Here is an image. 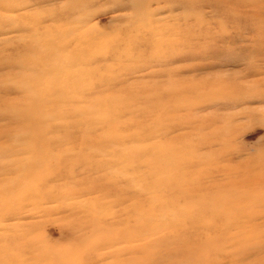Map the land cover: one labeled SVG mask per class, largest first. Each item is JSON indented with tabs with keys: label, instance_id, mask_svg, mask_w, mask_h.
I'll use <instances>...</instances> for the list:
<instances>
[{
	"label": "rangeland",
	"instance_id": "rangeland-1",
	"mask_svg": "<svg viewBox=\"0 0 264 264\" xmlns=\"http://www.w3.org/2000/svg\"><path fill=\"white\" fill-rule=\"evenodd\" d=\"M0 264H264V0H0Z\"/></svg>",
	"mask_w": 264,
	"mask_h": 264
},
{
	"label": "bare ground",
	"instance_id": "bare-ground-1",
	"mask_svg": "<svg viewBox=\"0 0 264 264\" xmlns=\"http://www.w3.org/2000/svg\"><path fill=\"white\" fill-rule=\"evenodd\" d=\"M43 33V32H42ZM41 33V34H42ZM46 33H48V31L46 30V31H44V33L43 34H46ZM40 34V35H41ZM49 34V33H48ZM47 34V35H48ZM59 35H60V37L56 34V36L58 37V38H61V37H66L67 38V40H66V43L63 45V47L61 46V48H59V49H61V50H63V54H59V56H56V64L58 63H60V65H61V62L63 63V61H69V60H73L74 58H76L75 56H73V51H75L76 49L72 46V45H70L71 43H72V41L73 40H76V39H78V38H80V37H78L77 38V35L74 37V39H73V36H72V34L70 33V32H67V36H65L66 35V32L65 33H60L59 32ZM43 36V35H42ZM69 37V38H68ZM27 39H30L31 41H33V42H35L34 41V39H36V37H35V34H32L30 37H27ZM26 39V40H27ZM63 39V38H62ZM41 40V39H40ZM39 42H41V41H39L38 40V38H37V40H36V42H35V48H36V46H37V44H39ZM75 42V41H74ZM32 43V42H31ZM77 43H79V41L77 42ZM52 45V44H51ZM32 46V45H31ZM45 46V45H44ZM43 46V47H44ZM49 47H50V44H49ZM68 47V51H71V52H68V53H65V50H66V48ZM71 47V48H70ZM59 49H57L58 51H56V52H59V51H61V50H59ZM80 49V48H79ZM55 50V49H54ZM53 50V51H54ZM52 52V51H51ZM62 52V51H61ZM50 53V52H49ZM55 53V52H54ZM58 58V59H57ZM58 61V62H57ZM55 64V63H54ZM55 64V65H56ZM54 66V65H53ZM62 68V67H61ZM64 69V68H63ZM65 71H64V73H63V71H60L59 70V74H57L56 75V78H58L59 80L60 79H62V80H64V79H67V78H70V77H74L73 75H74V71H71V69H67V68H65L64 69ZM67 70H70V71H67ZM56 72V71H55ZM58 72V71H57ZM61 72V73H60ZM41 73V72H40ZM49 78V77H48ZM51 78V77H50ZM49 78V79H50ZM55 78V77H54Z\"/></svg>",
	"mask_w": 264,
	"mask_h": 264
}]
</instances>
